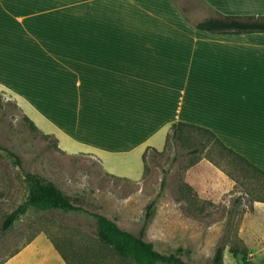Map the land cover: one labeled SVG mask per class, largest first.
<instances>
[{
	"label": "crops",
	"instance_id": "crops-1",
	"mask_svg": "<svg viewBox=\"0 0 264 264\" xmlns=\"http://www.w3.org/2000/svg\"><path fill=\"white\" fill-rule=\"evenodd\" d=\"M205 1L264 15V0ZM0 91L63 152L95 154L115 177L177 122L264 170V33L197 30L171 0H0Z\"/></svg>",
	"mask_w": 264,
	"mask_h": 264
},
{
	"label": "rangeland",
	"instance_id": "rangeland-1",
	"mask_svg": "<svg viewBox=\"0 0 264 264\" xmlns=\"http://www.w3.org/2000/svg\"><path fill=\"white\" fill-rule=\"evenodd\" d=\"M171 1L193 22L215 15L205 0ZM25 115L13 96L0 91V264H57L51 249L62 257L52 240L65 251L69 241L77 248L96 247L97 213L124 230L137 235L144 232L145 240L162 253L181 248L187 264H211L227 230L230 242L225 264L242 263L230 251L235 245L248 250V264H264V212L253 213V206L261 201L252 200L263 195L264 180L237 183L205 153L190 166L196 157L191 154L199 140L196 135L180 143L169 139L167 147L162 137L157 149L146 150L145 159V152L141 158H132L121 169L128 176L120 178L108 174L95 154L63 152L53 136L34 131ZM29 174L54 182L82 210L31 207L10 229L3 230L6 217L28 198ZM182 182L193 193L183 195ZM152 202L153 213L147 219ZM103 251L105 255L95 257L101 264H132Z\"/></svg>",
	"mask_w": 264,
	"mask_h": 264
},
{
	"label": "trees",
	"instance_id": "trees-1",
	"mask_svg": "<svg viewBox=\"0 0 264 264\" xmlns=\"http://www.w3.org/2000/svg\"><path fill=\"white\" fill-rule=\"evenodd\" d=\"M180 12L187 22L200 31L216 34L264 33V15H225L217 12L215 15L193 22L182 9ZM24 118L34 131L41 132L27 115ZM189 133L190 135H187ZM192 135L199 137V140L192 147L191 154L196 155V157L190 162V166L198 162L201 158V156L198 157L199 154L205 153L207 154L205 157L225 169L237 183L246 179H252L256 182L264 180V170L253 164L239 152L227 146L209 128L186 122L174 123L167 135L165 147H167L169 139L180 143L183 139L192 137ZM55 141L58 143L56 138ZM145 157L146 152L144 159ZM27 181L30 188L28 198L6 217L3 223V230L10 229L31 207L40 210H61L64 212L82 210V207L75 203L77 202L76 199L65 194L54 182L38 174H29ZM180 189L183 195L193 193V188L185 182H182ZM252 200L253 202H264V193L263 195H255ZM154 206L155 202L148 205L147 219L152 216ZM95 216L97 218L96 234L98 243L96 247L81 246L77 248L72 241H69L68 250L65 251L52 240L55 249L66 264H101V259L97 258L105 255L103 249L123 260H128L132 264H187L183 258V250L181 248L174 253H162L155 248L152 242L145 240L144 232L137 235L122 229L116 221L103 214L97 213ZM231 223L232 219H230L228 224ZM229 242L230 231L227 230L216 247L211 264H225V249ZM230 251L235 258L241 257V264H248L250 254L246 248L235 245L230 247Z\"/></svg>",
	"mask_w": 264,
	"mask_h": 264
}]
</instances>
